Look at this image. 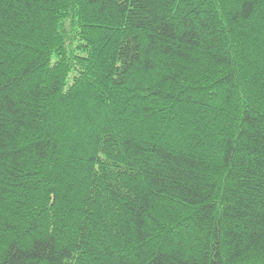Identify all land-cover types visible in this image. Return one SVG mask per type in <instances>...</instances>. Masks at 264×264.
Returning a JSON list of instances; mask_svg holds the SVG:
<instances>
[{"label": "trees", "instance_id": "16d2710c", "mask_svg": "<svg viewBox=\"0 0 264 264\" xmlns=\"http://www.w3.org/2000/svg\"><path fill=\"white\" fill-rule=\"evenodd\" d=\"M0 264H264V0H0Z\"/></svg>", "mask_w": 264, "mask_h": 264}]
</instances>
